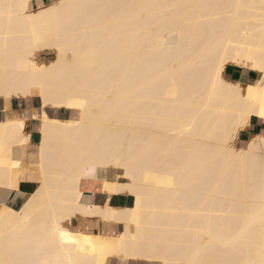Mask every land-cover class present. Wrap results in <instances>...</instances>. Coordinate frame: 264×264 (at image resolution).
<instances>
[{
	"label": "bare ground",
	"instance_id": "6f19581e",
	"mask_svg": "<svg viewBox=\"0 0 264 264\" xmlns=\"http://www.w3.org/2000/svg\"><path fill=\"white\" fill-rule=\"evenodd\" d=\"M48 1L0 0V100L37 98L42 109L34 160L40 185L19 210L0 202V259L7 234L26 250L22 258L84 264L87 258L72 246L56 247L58 227L91 236L97 245L110 242L103 264L136 262L133 252L159 257L150 264L259 260L258 220L250 247L225 249L219 241L238 227V211H259L264 136L237 146L251 119L264 117L247 114L237 90L246 96L247 87L259 90L264 80V72L252 66L264 56V0ZM45 53L54 54L49 63L40 57ZM229 65L252 69L258 79L249 86L230 82L224 78ZM69 97L85 106L69 107ZM50 109L77 118L52 117ZM26 122H0L6 153L0 155L2 198L24 171ZM14 162L20 167L13 168ZM116 171L122 181L108 178ZM148 173L154 175L145 183ZM164 174L174 178V188L157 186ZM96 182L110 197L132 196V205L89 203L82 185ZM106 183L113 190L106 191ZM238 189L247 205L242 210L234 207ZM137 194L138 215L153 218L141 237L151 243L122 247L118 238L126 229L136 233L127 221ZM107 212L117 216L98 214ZM78 216L123 230L110 236L74 232L67 225ZM202 239L210 241L206 248L200 247Z\"/></svg>",
	"mask_w": 264,
	"mask_h": 264
},
{
	"label": "snow or ice",
	"instance_id": "6c2138e0",
	"mask_svg": "<svg viewBox=\"0 0 264 264\" xmlns=\"http://www.w3.org/2000/svg\"><path fill=\"white\" fill-rule=\"evenodd\" d=\"M23 7V5H21ZM64 7L63 4L59 5L58 8ZM262 11H264V4L261 5ZM53 11V10H50ZM262 44H264V37H262ZM223 62L221 61V64ZM247 66V65H246ZM253 67H259L261 72H264V56H262L257 62L253 60ZM39 71V69H37ZM219 67L216 68L214 75L218 76ZM213 88H215V83H213ZM243 90H237V98L240 104L243 106L247 114L256 112L259 116L264 117V80L260 82L259 90H254L253 87H247V95L242 94ZM255 93V94H254ZM69 107H81L83 108L84 102L79 98H67ZM5 153L4 144L0 143V155ZM5 166L4 161L0 160V167ZM13 168H19L20 165L18 162L11 164ZM152 173L146 174L145 183H148L153 178ZM159 175V174H155ZM174 178L169 177L167 174H164V181L157 182L159 187H170L174 188L175 184L172 182ZM105 190H113L112 186L105 184ZM245 191L247 187L245 186ZM234 207L237 209H244L247 205L244 203V200L240 196L239 189L234 196ZM141 212V198L137 194V207L130 214V218L127 221L128 223H134L136 225V233L129 234L126 229L125 235L118 238V243L120 246H124L126 242H134L145 247L150 245V241L147 239H141L142 235L146 236V229L151 226L153 218H144L141 215H138ZM103 215L105 219L115 218L117 213L107 212V213H98ZM238 220V227L231 232L226 238H223L219 241L220 245L225 249L230 248H242L245 246L250 247L251 244L248 242L249 233L252 226L257 222L260 226V245H259V260H225L219 262L213 261H201L199 259L182 261V262H170L167 259H164L163 264H264V166L261 169V180L259 188V211L244 213L243 211H238L236 213ZM101 240L100 237L96 238ZM53 242L58 248H64L66 246H72V250L77 253H82L87 259L84 261V264H103V254L105 250L110 246V242L104 240L102 243L97 245L93 241V237L88 235H82L80 233H73L65 231L56 227L54 229ZM210 241L207 239H202L200 241V247L206 248L209 245ZM90 249V251H89ZM5 258L0 259V264H40L38 261H34L27 258H22V253L26 255V250L21 249L17 244H15L7 234H5V245H4ZM132 258L137 262V264H150L151 261L159 259V257L152 255L151 253H131ZM100 257V259H97Z\"/></svg>",
	"mask_w": 264,
	"mask_h": 264
},
{
	"label": "crops",
	"instance_id": "0c3cea01",
	"mask_svg": "<svg viewBox=\"0 0 264 264\" xmlns=\"http://www.w3.org/2000/svg\"><path fill=\"white\" fill-rule=\"evenodd\" d=\"M45 1L49 3L48 0H41V3L45 5ZM40 57L42 58V56ZM224 78L233 83H241L244 86H249L252 85L251 83L254 84L255 81L258 79V73L249 68H244L236 65H229L225 70ZM41 112V105L40 103L37 104L35 102V99L12 100L10 102L0 100V122H3L7 119L24 118L25 121H27L26 133L29 134V142L21 158L22 169H24L23 174L19 179L16 188L8 192L5 198L0 197L1 203H5L6 206L16 210L21 209L25 205V203L36 192L40 185V173L38 171L39 168L34 163V160L37 155L38 145L40 142L39 120ZM47 112L52 117H57L63 120L70 119L67 117L70 112L64 111L63 109H50L47 110ZM249 125L244 131L240 133L239 144L243 143L244 145H246L247 142H249L253 137L264 136V119L254 117L253 119H251ZM120 175L121 174H119V171H116L111 173L108 178L110 180H114L115 178V181H121V177H119ZM82 190L86 196L85 199H88L89 203L93 205L103 206L107 204V202L113 207H129L132 205L133 200L127 195H117L110 197L102 193L100 182L88 184L84 183L82 185ZM69 227L74 232H78L79 230V232H83L89 235L101 236H110L116 234L118 235L123 230L122 225H116L112 223L110 224L109 222H104L97 218H79V216L77 218H74L73 221L70 222Z\"/></svg>",
	"mask_w": 264,
	"mask_h": 264
},
{
	"label": "rangeland",
	"instance_id": "374dc122",
	"mask_svg": "<svg viewBox=\"0 0 264 264\" xmlns=\"http://www.w3.org/2000/svg\"><path fill=\"white\" fill-rule=\"evenodd\" d=\"M45 4H48L47 3V1H46V3ZM42 56V60H43V62H45V63H49V61H51L53 58H54V54H52V53H47V54H42L41 55ZM49 56V57H48ZM53 56V57H52ZM50 58H52V59H50ZM35 102L37 103V104H39L40 103V101H39V99H35ZM36 117V116H35ZM68 118H70V119H67V120H76V118L77 117H73V115H72V113H70L68 116H67ZM39 123H40V125H39V130L41 129V119L39 120ZM245 145L243 144V146L241 145V144H239L237 147H239V148H243ZM119 174H122V172L121 171H119ZM121 181L123 180L122 178L120 179ZM123 195H127V194H123ZM127 196H129V197H131L132 198V200H133V197L132 196H130V195H127ZM130 202H131V200H130ZM133 202V201H132ZM68 227H69V225H67ZM70 228V227H69ZM108 264H118V262H117V260H112L111 262H109ZM127 264H137V262H133V263H127Z\"/></svg>",
	"mask_w": 264,
	"mask_h": 264
}]
</instances>
